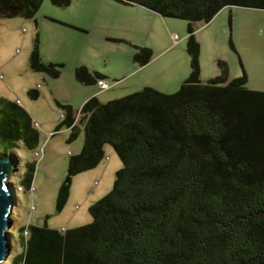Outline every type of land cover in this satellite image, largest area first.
I'll list each match as a JSON object with an SVG mask.
<instances>
[{"label": "trees", "instance_id": "trees-1", "mask_svg": "<svg viewBox=\"0 0 264 264\" xmlns=\"http://www.w3.org/2000/svg\"><path fill=\"white\" fill-rule=\"evenodd\" d=\"M114 1L187 21L194 70L174 94L144 87L108 103L92 97L80 111L59 104L63 116L56 132L70 129L74 142L83 131L85 142L70 158L58 211L69 200L72 179L96 169L106 146L114 148L123 168L112 191L89 208L91 224L66 232L29 225L15 264H264V91L248 87L244 67L232 79L222 60L221 74L204 83L195 26L210 23L226 7L264 10V0ZM43 2L0 0V16L34 18ZM136 51L140 67L154 58L150 48ZM31 66L55 78L61 74L58 65L41 62L37 49ZM75 76L85 86L107 81L86 66L77 67ZM3 112L4 150L19 149L21 142L34 149L29 113L15 103Z\"/></svg>", "mask_w": 264, "mask_h": 264}, {"label": "rangeland", "instance_id": "rangeland-1", "mask_svg": "<svg viewBox=\"0 0 264 264\" xmlns=\"http://www.w3.org/2000/svg\"><path fill=\"white\" fill-rule=\"evenodd\" d=\"M188 24L114 0H71L68 7L44 0L34 18L0 16V119L7 105L15 103L29 113L35 132L34 149L21 142L19 149L4 150L0 142V155L10 156L15 163L7 180L15 201L6 264H15L24 252L29 225L62 230L91 224L89 208L112 191L116 172L123 168L114 148L107 146L117 160H107L108 152L100 172L75 176L69 200L58 211L59 190L68 180L70 158L81 153L85 142L83 131L74 142H69L70 129L56 132L63 116L59 104L78 111L83 94L94 90L102 103L134 94L144 86L165 94L178 92L194 70L187 51ZM195 26L204 83L221 74L218 61L222 60L234 78L243 75L245 65L248 87L264 91V10L226 7L210 23ZM136 47L152 49L154 58L128 75L137 65ZM36 49L42 63L58 65V78L32 69ZM79 66L105 74L107 82L115 85L102 91L96 84L81 86L75 76ZM32 91L40 96L33 98Z\"/></svg>", "mask_w": 264, "mask_h": 264}, {"label": "water", "instance_id": "water-1", "mask_svg": "<svg viewBox=\"0 0 264 264\" xmlns=\"http://www.w3.org/2000/svg\"><path fill=\"white\" fill-rule=\"evenodd\" d=\"M14 164L10 156L0 155V264H6L10 258L9 229L13 225L15 194L7 180Z\"/></svg>", "mask_w": 264, "mask_h": 264}, {"label": "crops", "instance_id": "crops-1", "mask_svg": "<svg viewBox=\"0 0 264 264\" xmlns=\"http://www.w3.org/2000/svg\"><path fill=\"white\" fill-rule=\"evenodd\" d=\"M243 65V64H242ZM243 67H244V69H245V71L247 70L246 68H245V65H243ZM141 68L142 67H140L139 65H134V68L132 69V71L128 74V75H132V74H134V73H136V72H138V71H140L141 70ZM164 72H166V71H164ZM163 72V73H164ZM248 71H246V73H247ZM248 74V73H247ZM105 75V74H104ZM106 76V75H105ZM108 77V76H107ZM233 77V76H232ZM231 77V78H232ZM248 77H249V80H250V76L248 75ZM187 79V78H186ZM233 79H234V77H233ZM78 84H80L81 86H85V85H83V84H81V83H79L78 82ZM115 84H113L112 86H111V88L114 86ZM101 91H102V89L99 87V86H97ZM144 87H148V86H144ZM80 88V87H79ZM78 90H80V89H78ZM255 90V89H254ZM257 91H261V90H257ZM92 97H98V92H96L95 90L94 91H89V92H85V94H83V96H82V98H81V101H80V103H79V110L78 111H80L81 109H82V107H83V105L90 99V98H92ZM107 147V146H106ZM109 150V151H108ZM105 152H106V154L109 152V155L107 156V160H112V159H114V158H116V160H117V156L115 155L116 153L115 152H113L112 150H110V149H106L105 148ZM72 155H75V154H72ZM117 162V164L119 165L120 163H119V161H116ZM100 169H101V164L96 168V169H94V170H92V171H88V172H92L93 174H95V173H98V172H100ZM91 173V174H92ZM66 228V227H65ZM66 229H69V228H66Z\"/></svg>", "mask_w": 264, "mask_h": 264}, {"label": "built area", "instance_id": "built-area-1", "mask_svg": "<svg viewBox=\"0 0 264 264\" xmlns=\"http://www.w3.org/2000/svg\"><path fill=\"white\" fill-rule=\"evenodd\" d=\"M175 39L177 40L178 39V36L175 35ZM98 86L102 89V90H108L111 88V85L107 82V81H104V80H100L98 82ZM62 232H66V228H63L62 229ZM29 234V233H28Z\"/></svg>", "mask_w": 264, "mask_h": 264}]
</instances>
